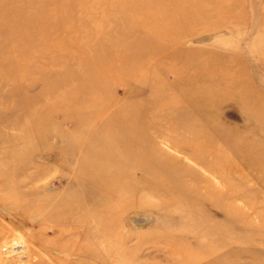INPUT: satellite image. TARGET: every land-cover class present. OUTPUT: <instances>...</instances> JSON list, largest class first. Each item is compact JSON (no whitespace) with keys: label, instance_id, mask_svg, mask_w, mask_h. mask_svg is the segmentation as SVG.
Returning <instances> with one entry per match:
<instances>
[{"label":"rangeland","instance_id":"1","mask_svg":"<svg viewBox=\"0 0 264 264\" xmlns=\"http://www.w3.org/2000/svg\"><path fill=\"white\" fill-rule=\"evenodd\" d=\"M180 1L0 0V163L23 158L29 175L41 170L28 188L57 196L73 185L72 168L97 156L113 159L105 165L112 169L127 156V168L137 171V155L147 166L152 153L163 160L161 151L191 170L165 181L168 195L144 193L156 186L146 172L137 192L108 196L102 238L94 227L71 230L67 215H56L47 231L57 238L44 242L75 250L56 252L63 261L264 264V0ZM211 57L224 61L219 70L189 72L219 76L229 67L227 78L244 84L243 93L212 96L218 103L205 109L209 121L181 103L171 111L154 107L178 93L173 82L185 62ZM141 66L146 77L138 83ZM199 81L186 85L187 96L200 90ZM153 121L162 134L150 131ZM176 135L190 152L217 142L198 149V163L180 150L182 138L167 140ZM47 184L52 188L42 191ZM3 253L4 264H18V255Z\"/></svg>","mask_w":264,"mask_h":264},{"label":"bare ground","instance_id":"2","mask_svg":"<svg viewBox=\"0 0 264 264\" xmlns=\"http://www.w3.org/2000/svg\"><path fill=\"white\" fill-rule=\"evenodd\" d=\"M168 20L170 21L172 19L169 18ZM171 31L173 30L170 29V32ZM185 63L182 65V72L179 75L175 74L176 76L173 82L175 88H180L178 93L175 95H167L166 99L162 102L155 100L154 107L161 108L162 105L166 104L170 106L169 110L171 111L178 103H181V105L183 104V106L193 112V114H196L194 117L199 120L205 119V121H209L211 116L205 112V109L214 107L218 103L217 101L211 100L212 96L225 92L230 99L234 100L236 97V89H238L237 92L239 93H243L246 89L244 84H240L230 77V79L227 78L229 67L225 69L221 68L222 71H220L219 76L204 77L201 76L202 73H200L199 77H195L194 74L189 72L190 68L193 69L194 72L195 70L205 71V69H209L211 66V68H216L220 63H224V61H220L217 58H203L198 62H192L194 63L193 66L188 62ZM141 67L142 68H139L136 73L138 76V83L141 82L142 79L145 81L144 77H146L145 74L142 73L146 70L143 66ZM216 69L219 70L218 68ZM193 80H200L201 88L198 91L193 90L194 93L187 96L186 91H188V89H186V85L192 84ZM154 84L152 83V85ZM153 87L155 89L157 88L155 86ZM242 108L246 109L247 115L250 114L248 111V104L243 103ZM186 117L187 115L184 112L181 119L175 122L176 125L182 127L180 123L185 120ZM153 122L154 124L150 131H152V133L162 134L163 130L161 128L157 129L155 121ZM170 125H174V122ZM177 138H182L180 150L182 152H188L189 157L198 163L203 162L202 159L198 157L200 156L197 152L198 149L210 147L217 142V139L206 140L200 143L196 151L190 152L189 148L185 145V141H183L185 140L183 136H170L167 140L171 142L172 139ZM152 139L151 137L150 143L148 144L150 152L151 150L152 152L155 151V145ZM112 143H114V141ZM114 151L116 152L117 150ZM158 154L163 157V160L155 158L152 153V165L147 166L146 164L148 163L146 162L148 160L144 159L142 155L136 156L135 161L143 165V168L137 170L141 171V177L136 176L137 171L135 168L131 170L127 168V162L129 161L126 159L127 156L115 159L117 166H115L114 169L107 168L110 165V161L113 159L108 157L100 159L98 156H94L97 161L94 160L89 163V165L82 163L81 165L76 164V166L72 168L74 169L75 177L73 185L67 183L59 195L52 197L40 195V191L28 188V183L38 180L42 171L36 169L33 174L29 175L27 168L30 166L29 162L25 159H19L16 163H14V160L0 163V264H4L3 262L6 258L3 256V251H6L9 255H18V259H16L18 264H49L42 258L41 255L43 252L48 253L52 259H55L60 264H72L70 262L68 263V261H63L62 257H60L61 255L57 256L56 252L61 251L62 254L65 253L67 256H71L73 254L75 255L74 249H71V251L69 249H61L57 247L58 245L55 246V244H52V242L51 247H49L44 242L46 240L50 241L52 237L53 239L57 238V235L53 234L54 236H52V234L47 231L48 226L51 227L52 224L57 223L56 215L60 213L67 215L69 221L67 225L69 229L76 230L82 228L88 233L92 232V228L94 227L97 229L96 238H98V236L102 238L104 233L102 229L104 225V201L108 196L117 197L125 188L130 191L129 193L137 192L143 181V175L146 174V172L149 173L152 178L151 181L155 183L156 186L154 189L149 191L146 190L144 193L154 195L161 192L168 195L173 189L168 186L165 187V181H169L171 178L180 179L183 175H189V173H191V170L185 167V165L179 164L177 159L161 151H158ZM106 164H108V166H105ZM162 165H165V167H161ZM212 165L213 164L209 167L213 168ZM212 170H214V168ZM23 176H27L29 180L26 184L20 181ZM8 181H10L12 185H10ZM51 185L53 186V184L45 185L42 191L50 190V188H52ZM26 240L27 242L25 243ZM17 242L23 245H21L22 250L20 249V251L15 254L14 250ZM21 256H25V260H21Z\"/></svg>","mask_w":264,"mask_h":264}]
</instances>
